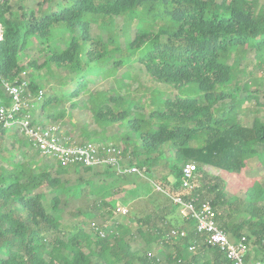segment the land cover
<instances>
[{
  "label": "trees",
  "instance_id": "trees-1",
  "mask_svg": "<svg viewBox=\"0 0 264 264\" xmlns=\"http://www.w3.org/2000/svg\"><path fill=\"white\" fill-rule=\"evenodd\" d=\"M47 3L49 7H41ZM12 7L8 1L0 3L4 29L0 42V98L9 104L2 79L14 82L19 78L21 82L29 69L33 73L45 70L50 75L53 69L62 70L68 76L61 78L55 72L53 77H58L51 79L46 92L37 82H29L28 92L36 98L30 108L32 114L40 106L46 125L65 120L75 109H89L94 122L102 126H126L135 134L133 161L151 176L152 161L149 156L141 158L144 154L169 150L174 168L179 163L182 167L190 162L197 164L194 196L202 189V167L225 171L228 180L220 178L221 183L208 185V190L215 193L210 202L217 221L232 242L242 235L248 240L255 237L259 248L253 256L248 253V262L263 255L264 180L248 177L245 171L253 158L264 170V118L256 117L251 125H243L235 102L216 107L239 90L234 86L233 52L253 49L264 70L262 0H39L19 16ZM94 26L98 34L92 33ZM33 41H38L42 59L27 58ZM135 61L142 63L155 80L171 84L182 95L159 97L158 107L146 111L144 106L133 114L135 99L126 101L117 93L90 90V83L98 76L112 75ZM197 89L199 95H192ZM83 94L86 98H80ZM249 97L264 107L257 95ZM87 134L90 142L118 138L116 134L97 137L95 129ZM129 139L130 136L121 139L124 154L132 144ZM1 146L0 142V149ZM6 161L7 165H0V264H231L225 251L208 243L199 244L203 236L191 220L185 222L187 236L183 241L172 244L166 240L173 251L162 255L133 250L126 239L131 230L126 222L114 221L103 227L106 235L98 234L93 240L80 225H65L46 209L49 197L53 210H59L62 193L66 192L60 177L43 171L38 179L41 191L35 192L34 180H24L23 165L9 156ZM182 167L175 174L176 181L171 183L166 178L163 185L170 194L188 198L181 181ZM29 173L32 175V170ZM119 178L139 179L133 173ZM90 185V179L80 183L75 196ZM228 186L242 196H228ZM152 198L156 197L148 196V200ZM237 212H248L256 221L237 220ZM79 213L82 211L72 212L73 216ZM170 219L168 214L157 212L131 223L145 243L152 246L163 240Z\"/></svg>",
  "mask_w": 264,
  "mask_h": 264
},
{
  "label": "rangeland",
  "instance_id": "rangeland-1",
  "mask_svg": "<svg viewBox=\"0 0 264 264\" xmlns=\"http://www.w3.org/2000/svg\"><path fill=\"white\" fill-rule=\"evenodd\" d=\"M8 1L13 4L12 10L15 15L19 16L22 10H27L30 7H34L36 2L39 0H0V3ZM64 1V0H58ZM264 2V0H262ZM50 6V3L44 4L43 8ZM119 23H122V19L118 18ZM93 34H98V29L94 26L92 30ZM132 35L135 33L134 27L131 29ZM123 40V39H122ZM27 58H40L42 55L39 53L38 41H33V44L27 49ZM232 61L234 60V68L236 71V78L234 86L238 87L239 90L234 92L232 97L225 99L216 105V107H223L232 101L237 104L236 113L239 121L243 125H251L256 117L264 118V107L256 102V99L249 97L251 95H257L260 101L264 102V70L260 68L254 57L253 49H247V52L239 51V53L233 52L231 54ZM58 70L53 69V75ZM45 72V70H39L33 73L32 70H27L22 75L23 78L29 82L35 81L39 84L40 88L46 92L50 86L51 79H57V77H67L68 74L59 70L58 76L53 77ZM90 90H96L100 93L119 94L126 101L135 99L137 107L132 110L133 114H138L139 108L145 106L146 111L150 108L158 107L156 102L159 97L162 98H173L182 95L169 83L159 82L151 77L144 65L138 61L133 62L131 65H125L116 71V73L107 76H98L95 82H91L89 85ZM28 91V90H27ZM31 94V93H30ZM194 96L199 95L198 89L194 90ZM86 94H83L80 98H86ZM33 99V98H31ZM34 100H31L29 109ZM40 104V103H39ZM38 104V105H39ZM92 104L89 103V107ZM40 106L34 108L32 119L34 124L40 125L42 128H48L55 126L58 131L57 134L60 137H70L73 142L78 144H93L94 146L104 147L105 153H112L113 146L117 147L120 152L119 164L111 165L103 163L97 166L91 167L89 171H85L81 163H70L66 160H61L53 155L42 153L36 148L30 137L27 136L21 128L15 126L6 127L0 125V142L2 143L0 149V165H7V158L14 162H19L23 165V169L26 171L24 180L30 178L34 180V191H41L39 184V177L43 171L52 177H60L62 183L65 185L66 192L62 193L61 202L59 204V210L56 212L53 210L49 197H46L45 207L50 213H54L61 218L63 224L80 225L85 231H87L96 240L98 234L106 235L103 232V227H109L114 221L118 223L126 222L131 226V230L126 236L131 243L132 249L138 253L142 251H151L155 254H163L172 252L173 249L167 246L168 240L172 244H178L183 241L187 236V230L185 229L184 222L186 219L182 217L180 208L176 205L170 197L168 188H165V179L173 183L176 181V173L182 164L179 163L174 168V159L171 151L166 150L163 154L152 153L149 155H142L141 158L147 156L150 157L152 164L150 171L152 176L148 172L138 174L139 179L136 180H123L119 178L120 175H128V173H119L118 166L124 167V165H133L136 162L133 155V140H136L134 132H131L126 126L120 123H109L106 125H100L94 122L91 111L89 109H75L70 111L69 116L67 115L65 120L57 123H47L45 125V116L40 114ZM147 117V115H145ZM68 123L71 124L68 125ZM69 126L73 129H70ZM1 129H5L6 132L2 133ZM97 132V137L106 135L111 137L116 134L117 141H96L90 142L87 131ZM93 133V132H91ZM90 135V134H89ZM130 136L129 141L132 143L129 145L127 151L123 152V143L121 139ZM85 137V138H84ZM147 167V166H146ZM32 170V175L29 171ZM110 172L114 173L111 174ZM201 180H200V193L198 196L201 200H211L215 193L208 190V185L214 183H221V179H229L226 176V172L219 170L211 166H204L201 168ZM248 177H258L264 180V170L258 164V159L253 158L249 160L248 168L245 171ZM136 175V173H135ZM221 178V179H220ZM88 179L93 181V185L85 186L82 194L75 196L74 190L77 189L80 183H86ZM129 180V181H128ZM134 184V185H132ZM196 188V187H195ZM229 188V189H228ZM228 196L231 198H237L242 196L240 191L233 192L228 186ZM74 194V195H73ZM232 194V195H231ZM235 194V195H233ZM49 195V194H47ZM153 195L156 198L148 200V196ZM233 199V200H234ZM105 203H108L106 205ZM81 210L82 213L73 216L72 212ZM160 215L168 214L171 218L170 222L167 223V233L162 237L163 240H158L152 246H149L145 241L136 233L134 225L131 223L133 219L145 217L148 213H157ZM227 212V211H225ZM237 220L256 221L248 212H237ZM156 219H160L156 216ZM162 226V225H160ZM246 228V226H245ZM245 230V229H244ZM183 232V233H182ZM101 236V237H103ZM246 236V235H245ZM254 236H251L249 240V253L253 256L254 250L259 248L254 243ZM206 243L204 238H200L199 244L203 245ZM261 251L264 249H260ZM263 255L253 260H260L264 263V252Z\"/></svg>",
  "mask_w": 264,
  "mask_h": 264
},
{
  "label": "built area",
  "instance_id": "built-area-1",
  "mask_svg": "<svg viewBox=\"0 0 264 264\" xmlns=\"http://www.w3.org/2000/svg\"><path fill=\"white\" fill-rule=\"evenodd\" d=\"M3 38L4 29L0 22V42ZM18 80L19 78L14 82L6 79L1 80L10 102L7 104L0 98V125L6 127L16 125L30 137L36 148L42 153L53 155L70 163H81L86 166H97L102 162L111 165L119 164L121 151L117 153L119 149L115 146L111 149L112 153L110 152L111 147H109L108 153H105L104 147L100 145L78 144L74 143L70 137H60L55 126L44 129L40 125L34 124L31 109L28 107L31 100H36V98L27 91L28 80L25 78H22L21 82ZM41 94L40 91L38 99L41 98ZM116 168L119 173L128 174H142L146 171L145 167L141 168L135 164ZM196 170V163L190 162L182 167L181 181L188 198L180 194H170L173 202L179 206L182 217L193 222L195 230L203 236L206 243L225 251L231 264H264L260 260L248 262L249 240L247 236L242 235L232 242L229 233L218 223L217 213L212 203L209 200H201L198 195H193L195 189L193 180Z\"/></svg>",
  "mask_w": 264,
  "mask_h": 264
},
{
  "label": "crops",
  "instance_id": "crops-1",
  "mask_svg": "<svg viewBox=\"0 0 264 264\" xmlns=\"http://www.w3.org/2000/svg\"><path fill=\"white\" fill-rule=\"evenodd\" d=\"M184 219H185V218H184ZM186 221H187V219H186ZM185 224H188V223H185V222H184V225H185Z\"/></svg>",
  "mask_w": 264,
  "mask_h": 264
}]
</instances>
